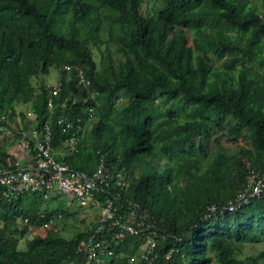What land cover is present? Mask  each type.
<instances>
[{"label": "trees", "instance_id": "obj_1", "mask_svg": "<svg viewBox=\"0 0 264 264\" xmlns=\"http://www.w3.org/2000/svg\"><path fill=\"white\" fill-rule=\"evenodd\" d=\"M140 1L97 0L101 10L84 13L80 0H6L0 125L28 129L49 122L51 146L71 153L63 161L88 174L102 157L112 171L118 167L112 163L125 164L132 174L128 193H98L113 200L121 220L131 212L126 197L138 201L135 215L146 216L155 240L151 264H264V186L249 204L218 212L250 182V171L264 175V0H165L157 18L141 14ZM68 64L85 70L86 86L74 68L65 76ZM52 67L60 70L61 86L49 119L51 92L32 78ZM18 103L28 109L18 111ZM61 112L73 121L81 117L80 144L71 146L72 130L56 124ZM215 127L220 135L209 149ZM244 132L247 146L234 152L218 141ZM8 143L0 129V167L15 160ZM35 201L8 200L0 187V264H84L77 248L97 214L67 238L52 223L70 213ZM212 205L216 213L204 219ZM25 218L19 229L16 220ZM50 220L45 234L19 248L29 227ZM143 243L127 236L103 264H133ZM246 243L257 253L244 255Z\"/></svg>", "mask_w": 264, "mask_h": 264}, {"label": "built area", "instance_id": "obj_2", "mask_svg": "<svg viewBox=\"0 0 264 264\" xmlns=\"http://www.w3.org/2000/svg\"><path fill=\"white\" fill-rule=\"evenodd\" d=\"M80 81L88 83L84 78ZM57 90V86H53L52 93L55 94ZM47 106L50 111L53 109L51 100L48 101ZM55 121L63 129L72 130V137L68 142L71 146L77 145L79 141L77 133L82 128L81 117L78 116L73 121L68 115L61 113ZM15 133L18 138L17 147L22 154L0 169V185L4 197L10 199L22 194H41L44 199H49L54 195H64L75 201L81 210L89 205L99 207L101 214L98 225L77 248L78 253L85 257L84 264L105 263V258L113 256V245L120 243L127 235L144 238L140 259L145 264H151L157 253L155 240L149 236L151 224L148 223L146 216L136 217L135 212L132 211L127 220L123 221L113 200L106 195L101 197L98 193L101 191L110 194L112 182L119 187L116 196L119 197L123 193L121 183L117 179H112L111 170L101 163L88 174L56 159L51 146L52 131L48 122L43 123L38 129L16 128ZM250 174V182L231 201L221 206L218 210L220 214L223 215L225 210L232 211L249 204L260 195L264 186V175L253 170ZM127 204V208L135 207L132 200H127ZM216 211L215 206L212 205L204 214V219H209ZM107 232L112 233L107 236ZM169 255L170 252L166 258Z\"/></svg>", "mask_w": 264, "mask_h": 264}, {"label": "rangeland", "instance_id": "obj_3", "mask_svg": "<svg viewBox=\"0 0 264 264\" xmlns=\"http://www.w3.org/2000/svg\"><path fill=\"white\" fill-rule=\"evenodd\" d=\"M150 4H151V8L149 10H146V12H148L150 15L153 13V11L162 6V4H160L159 0H150ZM143 10H145L144 4H143ZM260 8L259 4H257V11ZM97 54V53H96ZM56 70L55 68H50L49 70V74L48 75H40L37 77H33L32 78V83L34 86L37 87L38 82L43 81L45 83H48L49 85H53V82L56 79ZM47 84V85H48ZM16 109L18 111H24L26 109H28V107L22 106L21 104H17ZM87 129L89 128L90 125H87ZM4 134H6V137L9 138L10 143H8V150H11V147L15 146V141L13 140V138L10 136L9 131H3ZM85 135V133H84ZM220 135V131L217 132H213L210 131L209 133V142H207V146L209 149L214 148L217 144L215 143V141H213V139L217 136ZM246 135V132H244V135L233 139L227 135H222L218 141H220V144L228 151H236L239 148H241L242 146H247V141L246 138H244ZM3 136V134H2ZM56 157H58V155H56ZM23 199L28 200L29 197L28 196H23ZM35 205L38 208H44V209H56L59 211H63V212H68L70 213L68 216L65 215L64 213L61 214V217H58L57 219H55V221L52 223V225H55L56 230L58 231V233L64 237H72L74 235V233L76 231L79 230H83L85 229V226H87L88 224H90L93 220V217L91 215V213L95 210H92L91 208H87L84 210L79 209V207L77 206V204L75 202H72L71 199L67 196L64 195H54L52 196L49 200L44 199V198H39L36 199L35 201ZM16 225L19 228H22L25 225V222L23 219H17L16 220ZM51 225V224H50ZM37 234H45V228L43 229H35V228H31V231L29 233H27V235H25V237H18V246L19 248H24L25 247V243H26V239L27 238H31L34 235ZM244 255H254L257 253V249L258 247L256 246H252L250 243H246L244 245ZM139 258L137 257V255L135 256V260H138Z\"/></svg>", "mask_w": 264, "mask_h": 264}, {"label": "clouds", "instance_id": "obj_4", "mask_svg": "<svg viewBox=\"0 0 264 264\" xmlns=\"http://www.w3.org/2000/svg\"><path fill=\"white\" fill-rule=\"evenodd\" d=\"M5 1L6 0H0V14L2 15V13H3V11L4 10H6V8H8V6L9 5H7L6 3H5ZM160 1V4H162V6H160V7H158V8H156L154 11H153V13L150 15L148 12H146V10H149L150 8H151V4H150V0H141L140 2H139V5L141 6V7H139V12H141V14H143V15H149V16H153L154 18H157L158 17V14L161 12V11H163L166 7H165V5H166V3H165V0H159ZM143 4H144V7H145V10H143ZM80 8H81V10H82V12H84V13H87V12H94V11H99V10H101V8H100V6H99V2H97V0H80ZM260 9V8H259ZM126 10L128 11V12H133V8L131 7V6H128V7H126ZM116 16H121V15H119V13H117V15ZM124 17V16H123ZM54 68V67H53ZM75 69L74 70V76H76V78H78V81L80 82V83H82L84 86H86L88 83H89V80L87 79V77L85 76V70L82 68V67H80V66H72V65H65L64 67H63V69L62 70H64L65 71V76H70L71 75V70L72 69ZM55 70H56V74H57V76H56V79L57 80H55L54 82H53V85H49L48 83H45V82H43V83H45V85L47 86V88H49V92H51V94H49V97H48V99H47V102H46V104H48V101L49 100H51V102H52V104H53V106L55 107V104H54V99H56L57 97H58V92H59V90H60V86H61V80H60V78H61V74H60V70L59 69H57V68H55ZM49 74V73H48ZM47 74V75H48ZM82 78H84V80H87L88 81V83L86 84V83H83V82H81L80 80L82 79ZM33 84V83H32ZM37 84V86H38V83H36ZM48 84V85H47ZM53 86H57V88H58V90H57V92L55 93V94H53L52 93V88H53ZM119 102H121V99H119ZM61 103H63V104H65L64 102H61ZM54 107H53V109L50 111L49 110V108H48V106H47V109H48V111H49V114H48V118L50 119V113H52L53 112V110H54ZM61 113H63V112H61ZM61 113H59V114H61ZM59 114L57 115V116H59ZM64 114H66V113H64ZM67 115V114H66ZM30 118L32 117V116H29ZM28 117V118H29ZM2 118L4 119V115L3 114H0V120H2ZM91 118H92V109H88V112H87V116H86V122H90V120H91ZM17 121H19V115L17 116ZM85 122V123H86ZM49 123V122H48ZM50 124V123H49ZM57 124V123H56ZM30 126H32V125H30ZM30 126H29V128L28 129H24V130H31V129H38V128H30ZM16 128H21V129H23L22 127H20V126H15V127H13V128H11L10 129V127H8V128H6L5 126H3V125H0V129H1V131H9V133H10V136L13 138V140L15 141V146H13V147H11V150L13 149V148H16V149H19L18 147H17V143H18V138H17V134L15 133V129ZM40 128V127H39ZM215 129H217L216 127H215ZM217 130H219V129H217ZM220 131V130H219ZM77 136H78V139H79V141H78V143H77V145L78 144H80V142H81V138H82V128L78 131V133H77ZM81 137V138H80ZM52 148H53V146H52ZM77 149H78V147H77ZM11 150L9 151L8 150V152H9V154L10 155H12L14 158H16L17 156H15L13 153H11ZM20 150V149H19ZM53 152H54V156H55V158L56 159H58V160H61V161H63V159H64V157H67V156H70L69 154H71V153H69V152H64L63 150H55L54 148H53ZM56 155H58V157H56ZM65 162V161H64ZM66 163V162H65ZM101 163H103L105 166L106 165H110V164H106L105 163V161H104V159H103V157L102 158H100V161H99V163H98V166L101 164ZM68 164V163H67ZM69 165V164H68ZM111 165H113V166H118V167H114V169H116L115 171H112L111 173H112V179H117L120 183H121V187H122V190H121V192H123V194L124 195H126L127 193H128V190H129V185H130V181H129V179L132 177V174H130V173H127V169H128V167L125 165V164H118V163H112ZM70 166V165H69ZM97 166V167H98ZM4 166L2 165L1 167H0V169L1 168H3ZM71 167V166H70ZM96 167V168H97ZM107 167V166H106ZM108 168V167H107ZM77 170H79V169H77ZM110 170V169H109ZM0 187H1V194H2V186L0 185ZM119 189V187L115 184V183H113L112 182V185H111V187H110V190H115V191H117ZM27 195H32V194H22V195H17V196H27ZM2 196H3V194H2ZM17 196H13V197H11L10 199H12V198H15V197H17ZM56 196V195H55ZM4 197V196H3ZM52 197V196H51ZM50 197V198H51ZM125 197V196H124ZM4 198H6V197H4ZM49 198V199H50ZM6 199H8V198H6ZM10 199H8V200H10ZM49 199H47V200H49ZM127 200H132L134 203H135V207L134 208H129L128 207V209L131 211L130 213L132 214V211H135V208H137V205H138V201H136V200H134V199H132V198H130V197H126V199H125V202H126V205L128 206V204H127ZM72 201V200H71ZM72 202H75V201H72ZM87 208H91L92 210H95V212L93 211L92 213H91V215H92V217L94 216V214H97V216H98V218H97V221H96V223H95V226H90V233L96 228V226L98 225V220H99V217H100V214H101V209L99 208V207H96V206H94V205H89ZM87 208H84V209H87ZM83 209V210H84ZM49 211H56V209H52V210H50V209H48ZM99 210V211H98ZM39 215L41 216V217H43V214L42 213H39ZM59 216L61 215V213H59L58 214ZM130 215L128 214V217H129ZM136 216V215H135ZM147 219V218H146ZM24 220V222H25V224L27 223V221H28V219L27 218H25V219H23ZM25 220H27V221H25ZM127 220V219H126ZM124 221V220H123ZM147 221H148V219H147ZM51 222H52V220H50V221H48L47 223H45L44 225H42V226H37V227H29L28 228V233L31 231V228H35V229H43V228H47V227H49L50 226V224H51ZM47 224V225H46ZM19 228V227H18ZM19 229H21V228H19ZM107 231V230H106ZM112 233V232H111ZM111 233L110 232H107V236H110L111 235ZM128 236V235H127ZM127 236H125V238L127 237ZM130 237H135V238H142V237H139V236H130ZM124 238V239H125ZM123 239V240H124ZM122 240V241H123ZM84 241V240H83ZM121 241V242H122ZM145 241V240H144ZM120 242V243H121ZM120 243H117V244H115V245H119ZM115 245H113V247L115 246ZM112 247V248H113ZM142 248H143V245L142 246H140L139 247V249H138V251H137V257L139 258L138 260H135V257H132V258H130V260H129V263H136L137 262V264H139L140 262L143 264L144 262L140 259V253H141V250H142ZM113 254H114V252H113ZM112 257V256H111ZM131 260H133V262L131 261ZM145 264V263H144Z\"/></svg>", "mask_w": 264, "mask_h": 264}, {"label": "crops", "instance_id": "obj_5", "mask_svg": "<svg viewBox=\"0 0 264 264\" xmlns=\"http://www.w3.org/2000/svg\"><path fill=\"white\" fill-rule=\"evenodd\" d=\"M11 153H13L15 156H18V155L22 154V151H20L19 149L13 148L11 150ZM27 196L29 197V199L28 200L24 199L26 204L29 203V202L35 201V199H32V195H27ZM50 210H52V209H50Z\"/></svg>", "mask_w": 264, "mask_h": 264}]
</instances>
